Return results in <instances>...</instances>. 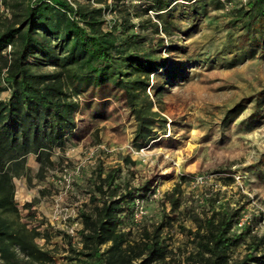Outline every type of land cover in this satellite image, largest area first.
<instances>
[{
  "label": "rangeland",
  "instance_id": "obj_1",
  "mask_svg": "<svg viewBox=\"0 0 264 264\" xmlns=\"http://www.w3.org/2000/svg\"><path fill=\"white\" fill-rule=\"evenodd\" d=\"M13 1L0 2V30L14 20ZM144 1L117 0L116 4L145 5ZM235 1H226L223 8L208 15H194L186 6L183 14L173 11L170 34H155L149 24L139 28V18L132 16L128 33L147 35L145 49L156 48L155 38L162 36L164 44L158 55L187 64L180 76L170 81L150 77L163 89L155 94L153 87L147 88L156 123L146 142L135 139L137 120L123 97L103 101L66 84V99L76 104L72 129L50 148L28 152L23 161L11 164L17 209L12 213L14 223L37 231L36 244L51 255L50 261H34L16 245L13 249L22 264H73L65 258L67 236L79 245V209L90 203L98 173L104 175L113 167L120 168V185L150 181V189L135 199L131 219L125 220V228L129 226L133 234L140 224L159 221L165 208L172 220L163 227V235L172 247L181 248L176 249L181 254L191 249L187 229H195L193 217L207 211L211 198L215 205L225 203L239 209L232 230L241 233V239L231 249L233 257L244 252L249 230L264 234V93L258 95L264 92V47L223 48L227 34L235 36V31L225 26ZM107 3L114 4L112 0ZM130 7L133 12L141 11V7ZM148 15L158 21L152 10ZM104 19V29L118 21L109 9ZM233 40L228 44L233 45ZM170 44L188 51L170 52ZM10 49V44L4 46V57H0V98L4 101L10 95L3 80ZM33 70L51 73L57 68L48 64ZM256 95L258 101L253 98ZM249 97L252 100L246 101ZM243 101V108L223 121L226 109ZM177 184L174 196L180 205L170 211L165 193ZM0 264H6L1 256Z\"/></svg>",
  "mask_w": 264,
  "mask_h": 264
},
{
  "label": "trees",
  "instance_id": "obj_2",
  "mask_svg": "<svg viewBox=\"0 0 264 264\" xmlns=\"http://www.w3.org/2000/svg\"><path fill=\"white\" fill-rule=\"evenodd\" d=\"M107 1L96 0L104 4L96 6L91 0H14V20L0 30V57H4L2 48L11 45L3 77L10 95L6 101L0 98V256L6 264L23 263L13 249L16 245L34 261L51 260L50 253L35 242L38 232L14 223L12 213H17V209L13 204L10 169L12 163L23 161L28 152L41 153L72 129L76 104L66 99V84L74 91L90 92V97L98 95L103 101L123 97L137 120L135 139L146 142L151 137L152 124L156 123L151 101H147V88L153 87L155 94L163 89L160 83H152L150 77L170 81L180 76L187 64L158 55L164 44L162 36L155 38L156 48L145 49L147 35L128 33L133 25L132 16L139 18V28H148L149 24L155 34L160 31L170 34L173 11L180 10L179 14H183L186 6L194 15H208L211 10L223 8L226 1L235 0H145V5L122 3L121 6L116 4L117 0H112V5ZM130 6L141 7V11L133 12ZM108 9L118 21L110 29H104V12ZM149 10L158 21L148 15ZM230 11L225 26L235 31V36L232 32L227 34L234 44L226 40L223 48L249 46L251 50H260L264 47V0L235 1ZM168 46L170 52L188 51L174 44ZM48 64L57 71L33 70ZM258 95L253 97L257 101ZM243 106L244 101L226 109L223 121ZM119 170L113 167L104 175L98 173L90 203H85L78 212L82 223L78 230L79 245L67 236L68 261L73 264H264V234L251 233L249 229L244 252L231 255L232 247L241 239V233L232 230L239 209L225 203L215 205L212 198L207 211L193 217L196 227L187 229L191 249H184L181 254L180 247H172L163 235V227L172 220L165 208L159 221L140 224L133 234L129 226L125 228V220L131 219L134 201L150 189V181L145 179L136 186L125 181L120 185ZM176 192L178 184L165 193L170 211L180 205L174 196Z\"/></svg>",
  "mask_w": 264,
  "mask_h": 264
},
{
  "label": "built area",
  "instance_id": "obj_3",
  "mask_svg": "<svg viewBox=\"0 0 264 264\" xmlns=\"http://www.w3.org/2000/svg\"><path fill=\"white\" fill-rule=\"evenodd\" d=\"M71 2V0H69ZM245 1V0H244ZM0 2H2V0H0Z\"/></svg>",
  "mask_w": 264,
  "mask_h": 264
}]
</instances>
